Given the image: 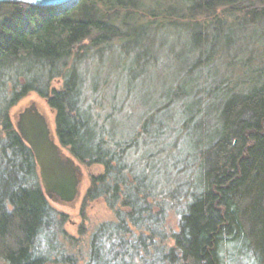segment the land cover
Here are the masks:
<instances>
[{
	"label": "trees",
	"instance_id": "obj_1",
	"mask_svg": "<svg viewBox=\"0 0 264 264\" xmlns=\"http://www.w3.org/2000/svg\"><path fill=\"white\" fill-rule=\"evenodd\" d=\"M140 2L79 0L61 10L0 5L3 264H47L56 249L55 235H64L65 217L44 196L32 154L9 115L30 92L52 112L59 146L78 163L104 169L103 175L89 180L82 202L103 198L115 220L91 235L86 264H136L135 260L141 264H264V65L250 72L253 77L245 90L230 92L222 100L216 134L199 153L197 191L161 189L159 181L152 179L158 175L154 163L148 171L140 161L130 159L136 140L106 141L102 126L83 107L78 74L67 62L98 55L113 41L133 53L151 26L135 25L133 11ZM214 7L241 12V24L246 27H264V0H186L182 10L161 6L163 11L149 12V16L185 14L194 20L193 13ZM221 27H213V38L220 37ZM56 77L64 79L60 91L49 88ZM151 125L147 119L142 130L156 139L158 131L147 130ZM171 209L178 216V227L167 233L164 223ZM59 256L60 263L74 264L71 258Z\"/></svg>",
	"mask_w": 264,
	"mask_h": 264
},
{
	"label": "rangeland",
	"instance_id": "obj_2",
	"mask_svg": "<svg viewBox=\"0 0 264 264\" xmlns=\"http://www.w3.org/2000/svg\"><path fill=\"white\" fill-rule=\"evenodd\" d=\"M185 2L141 0L133 11L135 25L151 26L144 30L133 53L113 41L98 55L89 54L75 62L71 58L67 62L69 69L72 66L76 69L83 107L102 126L103 138L106 141L135 139L136 147L130 159L140 161L148 171L154 163L158 175L152 179L159 181L161 189L177 188L183 193L197 191L199 153L216 134L222 100L230 92L245 90L247 80L253 77L250 72L264 65V27L244 26L242 13L231 12L230 7L200 9L193 13L194 20L187 19L182 12L179 17L149 16V12L163 11L161 6L182 10ZM155 5L159 7L155 9ZM193 23L197 28L192 27ZM220 26V37L213 38V27ZM63 80V77L54 78L49 88L60 91ZM29 103L36 104L45 114L55 140L53 114L34 92L10 110L13 125L16 114ZM147 119L152 124L147 130L158 131L156 139L142 130ZM55 143L58 144L56 140ZM60 148L64 156L73 159L67 149ZM73 160L81 171L79 196L69 206L49 201L65 221L61 225L64 235H55L56 249L49 254L47 264H64L60 263V254L71 258L74 264H86L91 235L100 225L115 220L103 198L82 202L89 180L103 175V167H87ZM183 198L181 202L186 200ZM177 224L178 216L171 209L165 218L166 232H176ZM171 244L166 242L168 247ZM40 247L42 251L47 248L45 240ZM135 263L141 264L139 260ZM0 264H3L1 260Z\"/></svg>",
	"mask_w": 264,
	"mask_h": 264
},
{
	"label": "water",
	"instance_id": "obj_3",
	"mask_svg": "<svg viewBox=\"0 0 264 264\" xmlns=\"http://www.w3.org/2000/svg\"><path fill=\"white\" fill-rule=\"evenodd\" d=\"M76 0H0L2 4H22L34 8L61 10ZM14 128L30 150L39 184L48 201L69 206L78 199L81 185L80 167L62 154L51 134L47 117L34 103L22 108L14 118Z\"/></svg>",
	"mask_w": 264,
	"mask_h": 264
},
{
	"label": "bare ground",
	"instance_id": "obj_4",
	"mask_svg": "<svg viewBox=\"0 0 264 264\" xmlns=\"http://www.w3.org/2000/svg\"><path fill=\"white\" fill-rule=\"evenodd\" d=\"M65 9H67V8H65Z\"/></svg>",
	"mask_w": 264,
	"mask_h": 264
}]
</instances>
